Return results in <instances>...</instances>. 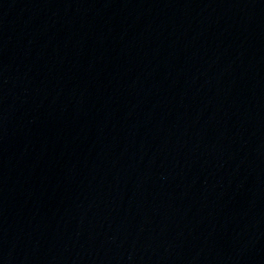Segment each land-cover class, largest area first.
<instances>
[{"label":"water","instance_id":"water-1","mask_svg":"<svg viewBox=\"0 0 264 264\" xmlns=\"http://www.w3.org/2000/svg\"><path fill=\"white\" fill-rule=\"evenodd\" d=\"M0 264H264V0H0Z\"/></svg>","mask_w":264,"mask_h":264}]
</instances>
